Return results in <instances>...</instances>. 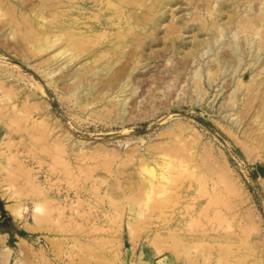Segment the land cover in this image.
Instances as JSON below:
<instances>
[{"label":"rangeland","instance_id":"1","mask_svg":"<svg viewBox=\"0 0 264 264\" xmlns=\"http://www.w3.org/2000/svg\"><path fill=\"white\" fill-rule=\"evenodd\" d=\"M0 264H264V0H0Z\"/></svg>","mask_w":264,"mask_h":264},{"label":"bare ground","instance_id":"2","mask_svg":"<svg viewBox=\"0 0 264 264\" xmlns=\"http://www.w3.org/2000/svg\"><path fill=\"white\" fill-rule=\"evenodd\" d=\"M135 65H136V62H135V64H134V66L133 67H131V70L135 67ZM106 66H107V64L106 65H104V68H101V69H98V70H100V71H105V70H107V68H106ZM105 72H107V71H105ZM117 75V74H116ZM118 77V76H117ZM124 78V77H123ZM122 78V79H123ZM117 79V78H116ZM121 78L119 79V85H118V92H121V91H124V88L126 87V81H120V80H122ZM113 80V79H112ZM117 95H114L113 97H116ZM118 103V102H117ZM122 104V103H121ZM161 164H164L165 166H167V165H169V162L167 161V160H164V161H162L161 162ZM160 164V165H161ZM165 166L163 167V168H161V170H160V172L157 174V175H155L154 177H155V180L153 181V180H151L150 181V186L151 187H153V186H156V185H160L161 184V182H162V180H164L165 179V175H164V168H165ZM159 205V204H158Z\"/></svg>","mask_w":264,"mask_h":264},{"label":"clouds","instance_id":"3","mask_svg":"<svg viewBox=\"0 0 264 264\" xmlns=\"http://www.w3.org/2000/svg\"><path fill=\"white\" fill-rule=\"evenodd\" d=\"M38 211H39L41 214H43V212H44L43 207L41 206L40 208H38Z\"/></svg>","mask_w":264,"mask_h":264}]
</instances>
